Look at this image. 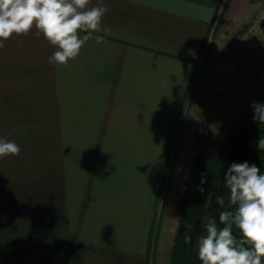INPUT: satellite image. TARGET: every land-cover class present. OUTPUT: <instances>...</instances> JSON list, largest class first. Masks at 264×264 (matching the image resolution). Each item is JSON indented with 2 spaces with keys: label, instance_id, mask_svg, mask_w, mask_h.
<instances>
[{
  "label": "crops",
  "instance_id": "crops-1",
  "mask_svg": "<svg viewBox=\"0 0 264 264\" xmlns=\"http://www.w3.org/2000/svg\"><path fill=\"white\" fill-rule=\"evenodd\" d=\"M260 2L104 0V31L66 66L35 29L5 42L0 138L21 151L0 159V264L150 263L198 66Z\"/></svg>",
  "mask_w": 264,
  "mask_h": 264
},
{
  "label": "clouds",
  "instance_id": "clouds-1",
  "mask_svg": "<svg viewBox=\"0 0 264 264\" xmlns=\"http://www.w3.org/2000/svg\"><path fill=\"white\" fill-rule=\"evenodd\" d=\"M0 0V49L13 34L28 35L35 29L57 50L48 57L49 64L67 65L78 57L93 33L104 31L102 18L108 12L104 0ZM81 33H87L81 37ZM97 43L104 37L96 35ZM195 59V51L189 50ZM252 119L264 124V103L252 101ZM257 149L264 152V138ZM20 147L14 141L0 138V159L19 156ZM229 190L233 210L219 213L217 220L208 216L200 222L195 236V258L199 264H264V174L256 164L232 163L222 175ZM205 181L202 180V183ZM203 191V189H201ZM220 205L223 199H218ZM240 237L234 235L233 229ZM187 227H191L188 225ZM193 237L186 235L184 243L192 245Z\"/></svg>",
  "mask_w": 264,
  "mask_h": 264
},
{
  "label": "rangeland",
  "instance_id": "rangeland-1",
  "mask_svg": "<svg viewBox=\"0 0 264 264\" xmlns=\"http://www.w3.org/2000/svg\"><path fill=\"white\" fill-rule=\"evenodd\" d=\"M262 1L254 15L260 10ZM236 36L221 28L218 34H214L213 39H220L212 43L213 51H207L198 66L171 150L149 264H170L174 239L182 223L180 204L184 198L181 200L179 194L184 182L183 177L175 175L178 173L175 168L176 154L191 151L198 144L196 142H201L197 161L204 153L219 159L237 124L253 117L252 101L264 103V29L249 43L232 49ZM172 189L177 192L175 190L170 194Z\"/></svg>",
  "mask_w": 264,
  "mask_h": 264
},
{
  "label": "trees",
  "instance_id": "trees-1",
  "mask_svg": "<svg viewBox=\"0 0 264 264\" xmlns=\"http://www.w3.org/2000/svg\"><path fill=\"white\" fill-rule=\"evenodd\" d=\"M259 138H264V124L254 126L238 138L227 167L232 163L247 161L249 164H256L261 169V173L264 174V152L256 147ZM223 152L224 147L221 155L218 156L219 159H216L214 155L204 153L197 161L198 172L192 177L185 197L180 204L182 223L174 239L170 264H191L192 262L195 236L210 196L213 193L215 176ZM202 180L205 182L202 183ZM219 199H223L224 204H217L213 218L217 220L219 227H223L224 225L219 224V213L224 210L234 211V207L229 203V190L224 182ZM188 225H191V227H187ZM233 232L238 238L240 237V233L235 229V226ZM186 235L193 237L192 245L184 243Z\"/></svg>",
  "mask_w": 264,
  "mask_h": 264
},
{
  "label": "built area",
  "instance_id": "built-area-1",
  "mask_svg": "<svg viewBox=\"0 0 264 264\" xmlns=\"http://www.w3.org/2000/svg\"><path fill=\"white\" fill-rule=\"evenodd\" d=\"M264 29V0L262 1L260 10L254 15L251 20V24L246 28L240 35L236 36L231 44L232 49H237L241 45L249 43ZM195 148L191 151H179L176 154L175 158V168L178 173V176L183 177L184 187L180 189V199L182 200L185 197L188 185L192 177L196 174L197 171V158L201 152V142H196ZM184 174V175H183ZM183 175V176H182ZM182 179V178H181ZM176 189H172L170 194H172ZM177 192V190L175 191Z\"/></svg>",
  "mask_w": 264,
  "mask_h": 264
},
{
  "label": "water",
  "instance_id": "water-1",
  "mask_svg": "<svg viewBox=\"0 0 264 264\" xmlns=\"http://www.w3.org/2000/svg\"><path fill=\"white\" fill-rule=\"evenodd\" d=\"M259 125L258 121H254L252 118L246 119L243 122L237 124V126L233 129L231 136L229 140L226 142L224 147V153L219 163V168L217 170L216 176H215V183H214V190L212 195L210 196L208 205L204 211L203 218H207L208 216L213 217L215 209L218 204V199L220 198L223 181H222V175L224 171H226L231 153L233 151V148L238 140V138L247 130L253 128L254 126ZM201 220V221H202ZM200 227L198 232L200 231ZM195 248V246H194ZM191 264H199V262L195 258V251H193L192 256V262Z\"/></svg>",
  "mask_w": 264,
  "mask_h": 264
}]
</instances>
